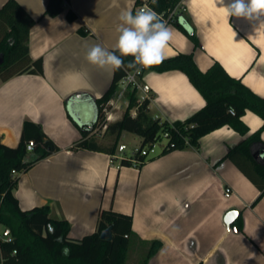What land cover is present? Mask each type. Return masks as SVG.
<instances>
[{"label": "crops", "instance_id": "crops-1", "mask_svg": "<svg viewBox=\"0 0 264 264\" xmlns=\"http://www.w3.org/2000/svg\"><path fill=\"white\" fill-rule=\"evenodd\" d=\"M5 1L0 0V6ZM16 1L35 19L28 49L32 59L41 58L42 73L0 79V140L16 146L23 121L31 120L59 148L19 174L13 193L20 209L47 205L52 217L69 222L68 238L73 240L96 230L102 209L131 215L133 243H128L124 264H264V195L253 203L258 188L233 161L223 159L229 148L260 128L262 118L246 109L240 117L244 134L225 124L202 135L197 147L158 152L140 165H122L115 155L131 154L118 151L119 139L113 154L105 151L112 137L102 124L121 118L129 88L119 92L117 86L109 101L111 117L86 137L79 126L95 119L94 98L109 88L114 74L89 63L85 53L96 44L114 49L118 17L132 10L135 0H68L54 16L44 14L47 0ZM175 13L189 19L199 44L194 46L169 22L172 38L166 58L191 54L202 72L217 62L228 76L264 96V27L227 17L217 0H180ZM143 83L150 90L136 94L148 96L152 118L182 121L205 104L180 70L145 71ZM121 95L126 98L122 103ZM86 138L101 148L80 145ZM260 139L251 151L263 163L264 131ZM226 186L229 196L224 195ZM229 208L241 215L242 230L224 222ZM153 240L161 246L147 255ZM128 254L133 255L128 259Z\"/></svg>", "mask_w": 264, "mask_h": 264}, {"label": "trees", "instance_id": "trees-1", "mask_svg": "<svg viewBox=\"0 0 264 264\" xmlns=\"http://www.w3.org/2000/svg\"><path fill=\"white\" fill-rule=\"evenodd\" d=\"M65 1L68 0H47L44 14L50 16L58 14L63 10ZM148 1L149 7L157 14H161L163 19L168 18L170 12L180 2V0H155V3L153 0ZM142 3L143 0H135L131 10L134 15ZM67 16L72 19L74 14L68 10ZM169 22L188 36L194 46H198L194 26L187 17L175 13L169 18ZM34 23L35 19L16 0H6L0 6V53H3L0 79L6 80L22 73H42L41 58L32 59L28 49V36ZM80 31L85 32L83 29ZM116 54L119 55V52ZM122 59L125 67L115 69L109 88L99 98H94L95 119L89 124L79 126L82 137H86L105 121V110L109 109V101L114 97L125 71L140 67L139 65L136 68L127 67L134 60L132 56ZM171 69L186 74L204 97V106L184 120L170 124L159 118L150 117L149 98L139 100L136 89H129L125 91L127 106L121 118L106 125L105 133L112 137V142L105 151L114 153L123 131L139 135L140 148L160 140L162 134L167 132L168 137L160 154L187 146L197 147L198 139L202 135L225 124L244 134L246 127L240 117L249 109L262 118V125L236 146L229 148L223 159L233 161L258 188L259 194L253 201L255 203L264 195V162L259 163L254 159L251 146L261 141L260 133L264 131V96L254 94L239 79L228 76L217 62L206 71H200L194 64L191 54L179 53L166 58L159 65L142 70L161 72ZM132 108L136 109L135 115L130 112ZM86 139L79 144L89 149L101 148L92 138ZM29 140H33L34 143L30 151L26 149ZM58 149L40 126L31 120L23 121L16 146H7L0 140V225L4 231L8 230L11 236V241L0 240L3 264H124L129 237L133 233L131 215L112 209H102L98 215L96 230L81 239L73 240L68 238L69 222L64 218L52 217L47 205L35 206L28 210H21L18 206L13 189L17 185L19 174ZM134 156L139 161L137 165L147 158L138 153ZM131 163L126 158L121 160L122 165ZM109 225L112 226V237L110 240H104L100 238V232ZM232 225L242 230L240 214ZM160 246V241L153 240L147 255L156 252ZM65 249L68 250L67 254Z\"/></svg>", "mask_w": 264, "mask_h": 264}, {"label": "clouds", "instance_id": "clouds-1", "mask_svg": "<svg viewBox=\"0 0 264 264\" xmlns=\"http://www.w3.org/2000/svg\"><path fill=\"white\" fill-rule=\"evenodd\" d=\"M217 3L227 17H242L264 27V0H230L227 4L225 0H217ZM118 19L121 23L116 29L119 35L114 50L109 51L99 44L89 47L85 53L89 63L115 70L125 67L122 57L132 56L134 60L127 67L139 65L136 68L139 73L141 69L152 68L166 59L165 49L172 38V30L159 14L145 6L135 15L131 10L122 11ZM64 251L67 254L68 250Z\"/></svg>", "mask_w": 264, "mask_h": 264}, {"label": "built area", "instance_id": "built-area-1", "mask_svg": "<svg viewBox=\"0 0 264 264\" xmlns=\"http://www.w3.org/2000/svg\"><path fill=\"white\" fill-rule=\"evenodd\" d=\"M145 6L150 8L148 0H143V3L138 7V10H140L141 8H144ZM175 8L170 12L168 18H164L163 19L164 21H166V23L169 22V18L173 15ZM159 15L161 16V14H159ZM143 77H144V72H143L142 69L139 71V73H137L136 69L126 70L124 76L120 79L119 83L123 84L124 87H127L130 90L131 89H136V91L142 90L144 92H148L150 90V86L148 84H146V83H143ZM138 98H139V100H143L145 98H148V96L147 95H138ZM109 112H110V110H105V120H108L111 117V114ZM231 113H233V111H231ZM132 115H135V113L132 114ZM102 128H106V123L105 122L102 124ZM167 137H168L167 132H164L162 134V138H165V142L167 140ZM160 140H157L154 143H152L151 145H147V146H145L143 148H140V146L139 147H134L132 152H131V157H129V158L126 157V159H128V160H130L132 162H139L134 156L136 153H138L139 155L146 156V157H150V156L156 155L158 152H161V150H162V148H163V146L165 144L164 143L163 145H161L160 149L157 151L156 150V146H157V143ZM33 145H34L33 140H29L27 142L26 149L28 151H30L32 149ZM117 149H118V151H123V150L126 149V145L121 143V144L118 145ZM115 156L118 157L119 159L125 158V157L120 156V155H115ZM230 193H231L230 187H228V186L224 187V195L225 196H229ZM0 240H2V241H11V236L8 233L4 234V230H2L1 233H0ZM13 253H15V251H13ZM0 264H3V258H2L1 255H0Z\"/></svg>", "mask_w": 264, "mask_h": 264}, {"label": "rangeland", "instance_id": "rangeland-1", "mask_svg": "<svg viewBox=\"0 0 264 264\" xmlns=\"http://www.w3.org/2000/svg\"><path fill=\"white\" fill-rule=\"evenodd\" d=\"M124 88V85L119 83L118 85V91L121 92V90ZM126 98L124 96H120L119 101L122 103L125 101ZM120 143H123L126 145V149L124 150L125 154H131L132 150L134 147H139L141 144V137L133 132L129 131H124L122 132L119 141ZM165 143V138H162L156 146V150L158 151L160 149V146ZM4 230L3 226L0 225V233L1 231ZM133 243V239H129V246H131ZM133 254H128V259L131 257Z\"/></svg>", "mask_w": 264, "mask_h": 264}, {"label": "water", "instance_id": "water-1", "mask_svg": "<svg viewBox=\"0 0 264 264\" xmlns=\"http://www.w3.org/2000/svg\"><path fill=\"white\" fill-rule=\"evenodd\" d=\"M2 59H3V53H0V63L2 62ZM237 214H238V211L237 209L235 208H229L224 216H223V220L226 224H231L234 219L237 217ZM8 233V230H5L4 231V234H7ZM112 237V226L109 225L107 226L105 229H103L101 232H100V238L104 239V240H110Z\"/></svg>", "mask_w": 264, "mask_h": 264}]
</instances>
